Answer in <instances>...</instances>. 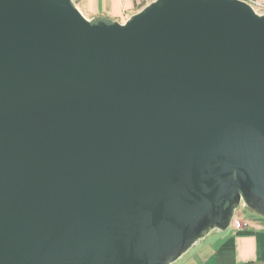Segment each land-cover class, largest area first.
Here are the masks:
<instances>
[{
	"label": "water",
	"instance_id": "1",
	"mask_svg": "<svg viewBox=\"0 0 264 264\" xmlns=\"http://www.w3.org/2000/svg\"><path fill=\"white\" fill-rule=\"evenodd\" d=\"M240 205L264 217V13L0 0V264H172Z\"/></svg>",
	"mask_w": 264,
	"mask_h": 264
},
{
	"label": "crops",
	"instance_id": "2",
	"mask_svg": "<svg viewBox=\"0 0 264 264\" xmlns=\"http://www.w3.org/2000/svg\"><path fill=\"white\" fill-rule=\"evenodd\" d=\"M71 1L89 20L122 23L151 0ZM244 214L247 217L242 218L235 210L225 230L211 231L172 264H264V217L249 209ZM233 220L240 221L241 227L235 228Z\"/></svg>",
	"mask_w": 264,
	"mask_h": 264
},
{
	"label": "rangeland",
	"instance_id": "3",
	"mask_svg": "<svg viewBox=\"0 0 264 264\" xmlns=\"http://www.w3.org/2000/svg\"><path fill=\"white\" fill-rule=\"evenodd\" d=\"M244 1H246L247 3H249L254 8V10L257 13H259V14H263L264 13V0H244ZM244 207L239 206L236 209V213L237 214H240L242 218L247 217L246 214H244V212L245 211L247 212L248 209L246 207L245 208Z\"/></svg>",
	"mask_w": 264,
	"mask_h": 264
},
{
	"label": "built area",
	"instance_id": "4",
	"mask_svg": "<svg viewBox=\"0 0 264 264\" xmlns=\"http://www.w3.org/2000/svg\"><path fill=\"white\" fill-rule=\"evenodd\" d=\"M253 8V7H252ZM254 9V8H253ZM256 12V11H255ZM232 224L235 228H240L242 223L240 221H237V220H233L232 221Z\"/></svg>",
	"mask_w": 264,
	"mask_h": 264
}]
</instances>
